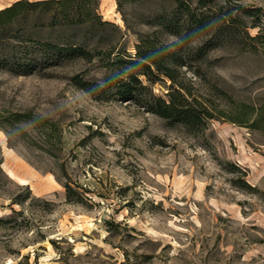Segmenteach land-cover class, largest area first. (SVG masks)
<instances>
[{
  "label": "rangeland",
  "instance_id": "1",
  "mask_svg": "<svg viewBox=\"0 0 264 264\" xmlns=\"http://www.w3.org/2000/svg\"><path fill=\"white\" fill-rule=\"evenodd\" d=\"M14 1L0 0V9ZM113 1L100 0L99 12L124 33L129 53L139 35L177 43L185 56L182 74L201 93L215 85L235 100L264 103V45L252 49L248 38L264 33V0H213L208 26L182 38L151 24L164 8L171 10L168 4L125 5L123 22ZM238 4L260 7V26ZM226 11L235 18L228 28L221 17ZM37 22L24 26L35 40L87 41L81 28L33 26ZM97 45L95 38L87 48ZM103 73L95 61L25 75L0 65V264H264L261 133L212 120L203 134H188L76 85L101 82ZM153 91L167 90L157 83ZM26 112L51 120L60 136L46 141L37 123L13 121L14 113ZM227 162L245 169L256 191L231 185L239 173ZM65 183L73 189L70 200Z\"/></svg>",
  "mask_w": 264,
  "mask_h": 264
},
{
  "label": "trees",
  "instance_id": "2",
  "mask_svg": "<svg viewBox=\"0 0 264 264\" xmlns=\"http://www.w3.org/2000/svg\"><path fill=\"white\" fill-rule=\"evenodd\" d=\"M140 0H114L116 11L121 14L125 5ZM171 8L169 12L157 13L151 20L159 31L179 38L197 37L209 24L206 13L211 12L213 0H160ZM227 3L239 0H224ZM100 0H16L0 9V65L19 75L40 72L48 66H59L81 61L98 64L104 70L101 82L77 81L76 85L95 99L113 97L115 100L132 104L145 113L156 115L168 125H178L186 133L203 134L212 120L228 121L249 130H256L264 138V103L255 104L235 100L215 85L205 88V93L194 87L191 80H185L181 69L186 67L182 47L177 43H161L150 35H139L134 52L129 53L122 44L124 33L99 12ZM237 10L255 19L253 26H260V7H242ZM224 23L232 27L235 18L230 11L221 15ZM31 18L37 19L33 26L49 29H82L86 42L67 40L50 43L35 40L25 34V24ZM181 27H186L182 34ZM196 35V36H195ZM182 36V37H181ZM97 39L99 45L90 49L87 43ZM252 49L263 44L264 33L248 36ZM10 53H4L5 48ZM201 54V47L197 48ZM197 54V55H200ZM169 83L165 85V81ZM157 83L166 87L163 95L155 94ZM97 93V94H96ZM1 112V110H0ZM30 112L14 113L13 121L37 123L46 141L53 133L60 131L48 118L32 117ZM1 127V125H0ZM54 136V135H53ZM227 165L239 174L230 179L231 185L249 191H256L245 180L246 170L235 163ZM229 170V173L233 172ZM66 197L70 200L73 189L64 184Z\"/></svg>",
  "mask_w": 264,
  "mask_h": 264
},
{
  "label": "bare ground",
  "instance_id": "3",
  "mask_svg": "<svg viewBox=\"0 0 264 264\" xmlns=\"http://www.w3.org/2000/svg\"><path fill=\"white\" fill-rule=\"evenodd\" d=\"M112 3L115 5L114 1H113ZM110 8H111V7H110ZM114 15L116 16V21H117V22H121V19L119 18L118 13L115 12Z\"/></svg>",
  "mask_w": 264,
  "mask_h": 264
}]
</instances>
